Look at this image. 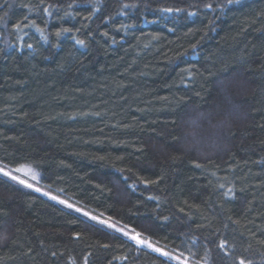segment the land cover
Listing matches in <instances>:
<instances>
[{
	"label": "trees",
	"instance_id": "1",
	"mask_svg": "<svg viewBox=\"0 0 264 264\" xmlns=\"http://www.w3.org/2000/svg\"><path fill=\"white\" fill-rule=\"evenodd\" d=\"M0 264H264V0H0Z\"/></svg>",
	"mask_w": 264,
	"mask_h": 264
},
{
	"label": "snow or ice",
	"instance_id": "2",
	"mask_svg": "<svg viewBox=\"0 0 264 264\" xmlns=\"http://www.w3.org/2000/svg\"><path fill=\"white\" fill-rule=\"evenodd\" d=\"M229 2H231V0H229ZM210 7V6H209ZM7 174V173H6ZM15 179V177H13ZM20 183H24V181H20ZM28 187H31V185H27ZM38 190V189H37ZM53 199H55V197H53ZM63 203V202H62ZM70 206V205H69ZM71 207V206H70ZM93 219H96L95 217H93ZM111 227H115L114 225H110ZM138 235L137 236H134L132 237V239H136L137 240V243H140V244H146L147 241H144V240H140L138 239ZM221 247H223V245H221ZM156 251H160V249H155ZM164 255H168V253H164Z\"/></svg>",
	"mask_w": 264,
	"mask_h": 264
}]
</instances>
